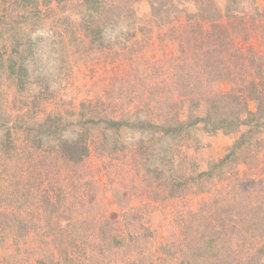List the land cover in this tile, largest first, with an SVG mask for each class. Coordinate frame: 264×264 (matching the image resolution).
Returning a JSON list of instances; mask_svg holds the SVG:
<instances>
[{
    "label": "rangeland",
    "instance_id": "374dc122",
    "mask_svg": "<svg viewBox=\"0 0 264 264\" xmlns=\"http://www.w3.org/2000/svg\"><path fill=\"white\" fill-rule=\"evenodd\" d=\"M100 1L115 8L90 34L81 0H0V264H205L199 236L233 196L264 214V122L178 134L136 124L186 115L170 99L207 68L194 58L184 76L176 27L150 15L152 0ZM207 81L211 93L231 87ZM81 144L86 156L71 158ZM234 242L216 255L240 256Z\"/></svg>",
    "mask_w": 264,
    "mask_h": 264
},
{
    "label": "trees",
    "instance_id": "16d2710c",
    "mask_svg": "<svg viewBox=\"0 0 264 264\" xmlns=\"http://www.w3.org/2000/svg\"><path fill=\"white\" fill-rule=\"evenodd\" d=\"M223 1L222 7L214 0L150 2V15L159 17L164 23L168 19L172 23L168 27H176V37L183 50L182 56L176 59L181 61L184 76L187 78L197 70L188 68L194 58L200 62H197L196 67L199 65L200 69H207L202 73L203 79L199 78L196 84L186 80L181 83V88H175L177 91L184 89L186 94L181 98L170 99V107L186 105V111H189L186 115L184 109L181 112L176 110L155 122L137 118L136 124L178 134L197 123H204L208 130H231L243 125L258 126L264 122V56L253 47L250 38L253 36L264 39V0L253 4L250 11L240 8L246 0ZM81 3H84L86 10L83 15L92 17L91 22L84 19V27L90 34L100 31L104 17L115 8L114 4L100 0H81ZM231 37L234 41L229 49L226 44ZM174 70L177 73L179 71L175 66ZM208 79L211 82L228 80L231 87L223 92L211 93ZM190 104L195 106L193 112L187 110ZM202 110L204 112L201 114ZM108 123L120 126L130 122L109 118ZM246 137L242 133L220 162L233 155L234 150L246 142ZM70 151L71 158L81 160L86 156L88 148L81 144L75 147L74 152L73 149ZM203 173L210 174L209 171ZM231 202L232 207L229 206L228 210L220 209L222 217L218 219L216 213L213 214L205 226L208 229L207 236L201 232L199 238L202 237L207 243L201 247L207 249L209 254L206 252L207 258L200 260L205 264H264V224L260 222L264 219V214L259 213V208H248L249 202L246 200L239 203L237 195L231 198ZM231 239L235 240L234 244L239 243L237 249L242 251L241 255L233 254L228 246L224 257L216 255L217 244L222 247L221 243Z\"/></svg>",
    "mask_w": 264,
    "mask_h": 264
}]
</instances>
